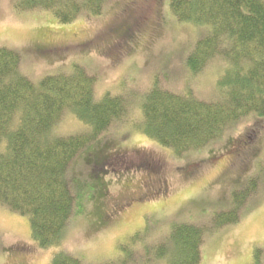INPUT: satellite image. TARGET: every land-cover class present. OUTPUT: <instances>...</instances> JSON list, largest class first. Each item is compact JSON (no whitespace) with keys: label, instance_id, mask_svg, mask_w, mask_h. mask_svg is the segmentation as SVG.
<instances>
[{"label":"rangeland","instance_id":"374dc122","mask_svg":"<svg viewBox=\"0 0 264 264\" xmlns=\"http://www.w3.org/2000/svg\"><path fill=\"white\" fill-rule=\"evenodd\" d=\"M18 1L0 0V48L21 55L24 76L38 84L80 65L96 78L98 98L122 97L130 108L126 120L87 146L69 168L71 185L80 191L62 247L73 257L86 264L130 255L145 259L175 224L210 228L216 213L233 206V192L261 174L264 119L256 115L181 158L139 132L141 106L156 82L176 94L220 99L223 61L213 60L198 75L185 66L210 27L177 22L171 0H110L101 16L82 15L70 25L50 12L18 11ZM85 131L66 113L54 133ZM97 162L105 164L102 170L95 169ZM241 212L239 223L206 237L201 264H264V188ZM55 252L32 240L28 218L0 207V264H51Z\"/></svg>","mask_w":264,"mask_h":264},{"label":"trees","instance_id":"16d2710c","mask_svg":"<svg viewBox=\"0 0 264 264\" xmlns=\"http://www.w3.org/2000/svg\"><path fill=\"white\" fill-rule=\"evenodd\" d=\"M109 1L19 0L16 8L50 12L70 25L82 15L101 16ZM170 11L181 24L211 28L186 59L193 75L213 60L225 65L219 100L176 94L158 82L145 97L139 132L181 158L221 141L252 115L264 119V0H171ZM21 62L18 52L0 48V207L28 218L32 240L56 250L51 264H86L62 247L80 191L77 183L71 185L69 168L87 146L126 120L130 108L122 97L98 98L96 78L83 66L35 84L22 74ZM66 113L87 131L68 137L54 133ZM104 165L97 162L95 169ZM262 166L247 187L233 192V206L216 213L210 228L175 224L145 259L130 255L105 264H201L206 237L239 223L242 209L264 188Z\"/></svg>","mask_w":264,"mask_h":264}]
</instances>
